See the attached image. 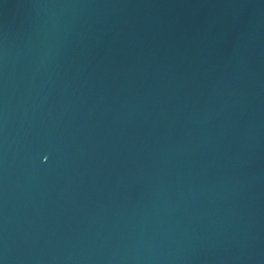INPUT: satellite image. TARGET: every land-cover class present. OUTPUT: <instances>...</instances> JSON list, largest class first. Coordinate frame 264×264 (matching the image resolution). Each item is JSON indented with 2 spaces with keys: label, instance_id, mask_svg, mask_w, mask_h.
Returning a JSON list of instances; mask_svg holds the SVG:
<instances>
[{
  "label": "water",
  "instance_id": "1",
  "mask_svg": "<svg viewBox=\"0 0 264 264\" xmlns=\"http://www.w3.org/2000/svg\"><path fill=\"white\" fill-rule=\"evenodd\" d=\"M0 264H264V0H0Z\"/></svg>",
  "mask_w": 264,
  "mask_h": 264
}]
</instances>
